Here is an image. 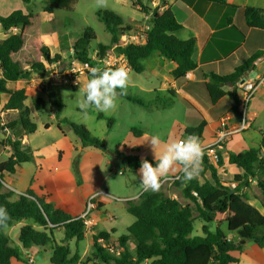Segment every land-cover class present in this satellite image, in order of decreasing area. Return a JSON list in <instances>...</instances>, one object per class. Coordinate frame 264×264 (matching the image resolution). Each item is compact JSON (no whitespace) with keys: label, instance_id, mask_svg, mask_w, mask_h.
<instances>
[{"label":"trees","instance_id":"trees-1","mask_svg":"<svg viewBox=\"0 0 264 264\" xmlns=\"http://www.w3.org/2000/svg\"><path fill=\"white\" fill-rule=\"evenodd\" d=\"M22 1L27 4L32 2ZM208 1L225 4L223 0ZM77 2L48 0L43 11L47 14H54L56 10L72 11ZM162 4L167 6V1L162 0ZM142 6L143 12L151 13L145 41L118 47L117 52L126 56L132 71L142 75L146 73L142 61L154 52H159L176 64L171 76L175 80L185 78L197 68L193 59L196 40H181L174 35L182 25L171 9L159 12L150 6ZM262 12L261 9L245 8L247 25L264 30ZM98 17L112 35L109 44L100 42L97 45L102 58L121 42L124 34L132 31V27L125 25L124 20L113 11L99 12ZM40 22L41 14L33 11L26 15L20 11L8 16L0 15V26L6 33L18 29L17 33L10 34L4 40L0 39V95L8 96L7 103L0 109V145L9 146L12 151L10 157L0 163V207L6 208L11 217L8 226L21 220H32L41 227L38 229L30 224L21 227L18 238L20 248H13L10 237L3 232L4 228H0V264H11L13 259L25 261L22 250L28 251L35 247L50 251L52 264H236L238 260L234 252L243 251L239 241H252L264 248V215L250 202V196L245 191L252 182H256L264 198V139L259 148L235 152L228 148V143L237 133L223 144L222 149L228 151L229 165L239 170L232 181H224L218 173L217 167L225 161L222 150L218 152L217 166L203 156V170L198 178L186 183L178 178L173 183L186 203L161 190L143 191L137 203L128 202L127 212L135 221L129 226L128 233L119 237L118 255L103 247L112 242L107 232L93 235L94 250L85 260L80 261L77 250L72 254L69 244L65 242L73 238L78 242L85 239L86 226L80 216L67 213L50 201L49 197H39L33 189L17 194L6 186L4 178L5 174H15L24 163L33 160V155L22 149V140L36 131L31 110L25 104L28 99L26 90L12 89L9 84L29 79L33 74L45 76L49 73V66L63 65L65 62L70 64V58L72 61L92 63L90 42L96 40V36L91 29L85 30L77 40L73 56L64 58L54 55L43 43L42 34L38 30ZM263 58L264 49L256 52L227 76L207 75L206 89L212 104L230 95L234 100L232 111L240 115L238 85L256 69ZM34 106L37 111H42L44 100L35 99ZM5 114L6 123L2 118ZM205 127L206 122L202 121L190 134L201 137ZM72 128L84 141L90 142L85 127L72 125ZM7 130L12 132L13 138L3 137ZM92 142L99 145L96 140ZM137 153V150H132L131 154L123 156L131 170L141 167L142 160ZM147 160L155 166L156 161ZM207 173L210 178L206 176ZM182 175L181 172L179 177ZM196 220L203 223L202 235H194ZM57 230L64 233V239L60 242L55 238ZM232 235H235L237 241L231 238ZM131 242L134 244L133 249H130Z\"/></svg>","mask_w":264,"mask_h":264},{"label":"rangeland","instance_id":"rangeland-1","mask_svg":"<svg viewBox=\"0 0 264 264\" xmlns=\"http://www.w3.org/2000/svg\"><path fill=\"white\" fill-rule=\"evenodd\" d=\"M46 1L48 0H32L27 4L22 0H0V15L8 16L17 11L25 15L32 11L40 13L41 22L38 30L42 34L43 43L54 55L58 54L64 58L73 56L75 43L87 29H91L96 36V40L90 42L91 56L99 51L98 43L111 42V32L98 17L99 12L113 11L124 22L132 25L144 23L142 10L137 7V4H140L138 0H108L106 8L96 7L95 0H78L72 11L56 10L54 14L43 11L47 5ZM142 1L146 3L148 0ZM68 65L65 62L63 65H58V68L52 67V72L65 69ZM129 75L127 95L117 99L114 110L98 112L90 108L87 115L79 108L78 101L82 96L80 89L86 85L89 77L84 76L86 79L84 81L79 77V84L76 87L65 83L45 87V78H40L38 74H33L29 82L11 83L9 86L12 89L31 88L25 104L31 110L36 131L22 140V149L33 155V160L24 163L16 174H5L6 185H15L19 190H23L26 185H37L39 197L48 196L53 202L58 203L60 199L58 185L63 188L75 185L79 196L106 191L113 197H110L112 203L109 206L110 214L115 217L112 222L120 234L126 233L125 224L132 219V215L127 214L125 209L128 202L120 199L140 196L144 190L140 184L139 169L131 170L125 164L123 156L131 154L132 150H137L138 156L143 158L141 160L155 161L151 145L145 141L147 138L159 135L165 143L182 140L194 127L189 121L202 120L197 109L181 94L171 95L166 90L160 91L162 81L153 78L155 75L152 77L149 73L137 74L132 70ZM198 98L202 106L209 101L205 92L198 95ZM35 99L44 100L42 111L35 109ZM56 100L62 106H59ZM6 102L7 95L1 94L0 109H3ZM2 118L6 123V114L2 115ZM72 125L85 127L90 142L84 141L76 134ZM208 132L213 135V131ZM250 133L261 142L257 130H251ZM3 137H12V132L10 130L5 132ZM94 140L98 141L99 145H95L92 142ZM11 153L9 146L0 145V163L6 161ZM218 170L222 176H226L230 171H234V168L230 167L225 158V164L218 167ZM180 173L177 167L175 172L169 174V178ZM207 177L210 178L209 173ZM251 185H253L251 192L260 195L261 190L256 182H252ZM160 190L172 198L180 199L183 203L187 202L181 197L180 190L174 184L167 182ZM101 197L108 198L104 194ZM132 202L137 203V201ZM202 226V222L195 221L194 235H202ZM16 240V237H13L11 241L13 248H16ZM71 247L75 250V243ZM78 247L82 253V243H79ZM37 252L38 254L33 249L29 254L35 257L38 264H44L47 256L44 258L45 254L41 250ZM24 262L28 264L26 260ZM25 263L20 262V264Z\"/></svg>","mask_w":264,"mask_h":264},{"label":"crops","instance_id":"crops-1","mask_svg":"<svg viewBox=\"0 0 264 264\" xmlns=\"http://www.w3.org/2000/svg\"><path fill=\"white\" fill-rule=\"evenodd\" d=\"M152 1L156 0H148L146 3H144V1L142 0H138V3L140 4H137V7L140 8V6L150 4ZM223 1L225 2V4L211 2L208 0H167V6L163 9V11L171 9L177 21L182 25V28L176 31L174 35L181 40H188L191 38H194L196 40L193 59L197 63V68L194 71L189 72L185 78L175 80L171 76V72L176 68V64L173 61L167 60L159 52H154L150 57L142 61L143 65L145 66L146 73H149L150 76L152 74V77L153 75H155L153 77H156L155 79H161L162 82L159 87L160 91L166 90L171 95H177L179 93L184 99H187L191 103V105H193L197 109L200 116L202 117V120L199 122V120L191 119L189 123H191V125H194L193 128H196L202 123V121L206 122V127L204 128L201 137H199L204 145L213 143L217 138L219 131L223 127L233 128L241 121L240 116L232 111L234 100L230 95H226L221 98L216 104H212L206 89V82L208 81V78L206 76L210 74L227 76L231 74L237 66L244 63L256 52L264 49V30L249 27L247 25L244 14L245 8L261 9L263 11L262 17L264 18V0ZM141 14L143 15L144 13L141 12ZM124 24L132 26V29L134 30H139L145 23L132 25L128 22H124ZM17 32L18 29H12L11 31L6 33L0 26V39L4 40L10 34H15ZM253 73L255 75L264 76V58L257 64L256 69L253 72L249 73L247 76ZM81 78L83 79V81L86 80L84 79V76H81ZM29 80H31V78L19 80L12 83H24L29 82ZM226 89L228 90L229 87H227ZM25 90L28 95V92L31 90V88L26 87ZM203 92H205L206 96L208 94L209 98V101H207L204 106L201 105V101L198 98V95L203 94ZM249 116L252 118V125L250 126V128L235 135L234 138L228 143V148L232 151L241 152L249 148L261 147L262 141L264 139V85L261 86V88L251 100ZM251 130H257V132L261 136V142L255 139V136L250 133ZM208 131H213V135ZM186 134L188 135L189 133ZM222 152L224 160L225 158L228 160L229 155L227 149L222 150ZM263 152L264 150H262V153ZM230 167L234 168V171L229 172L231 173V175L227 173L226 176H222L218 170L220 177L224 181H232L233 177L239 173L238 169L231 165ZM19 169H22V166L18 168L17 171ZM6 186L9 189L15 191L17 194L25 193L29 189L34 190V188H36L34 191H36L40 195L37 185H26L24 186L23 190H19L15 187V185L11 184H8ZM77 186L82 187V185ZM252 186L253 185L245 188V191L250 196V202L254 204L257 209L264 215V198L262 196V193H260V195L258 193L253 194V192H251ZM57 191L59 193L60 199L59 203L54 202L55 205L73 216H81L85 211L89 199L93 195L98 194L91 193L87 196L81 194V196H79L75 185H70V187L66 188L58 185ZM102 193L107 197L109 195L106 191ZM110 197L113 198L110 195L107 199L101 196L99 197V208L93 211L89 216V218L93 222V225L91 232L85 233V239L81 242H78L75 238H73L68 242H65L69 244L72 250V254H74L76 250L79 252L80 261L85 260L88 255L93 252L94 234L107 232L110 234L111 240L117 242L120 236L128 233L127 231L129 226H131L135 221V218L132 216V219L127 222V224H125L126 233L120 234V232L112 222L115 217L109 212V206L112 203ZM139 198L140 196L134 195L129 199L120 200L123 202H138ZM49 200L53 202V199L50 197ZM127 206L128 205H126L125 207L126 212ZM127 214L129 213L127 212ZM27 224L33 225L38 229L41 228L30 220H21L14 223L12 226H8L7 228L9 229L3 230V232L8 237H10L11 241L13 237H16V248H20L18 242L20 229ZM15 230H17L18 234L17 232H15ZM54 234L58 242L64 239L63 231L57 230ZM231 238H234V240H236L235 235H232ZM242 241L243 240L239 242L242 245L243 251L234 252V256L238 260L236 264H264V248L257 246L252 241ZM73 243H75V250L71 247ZM79 243H82L83 245L82 253L78 249ZM133 248L134 244L131 242L130 249ZM34 249L36 250V254H38L37 250H41L45 254L44 258H46L47 256L44 264H52L50 251H45L42 247H35ZM30 251H33V249L28 251L22 250L25 259L28 255H30ZM40 261L41 260L39 259L38 262ZM20 262L25 263L23 260L13 259L11 264H20ZM34 264H38L35 257Z\"/></svg>","mask_w":264,"mask_h":264},{"label":"clouds","instance_id":"clouds-1","mask_svg":"<svg viewBox=\"0 0 264 264\" xmlns=\"http://www.w3.org/2000/svg\"><path fill=\"white\" fill-rule=\"evenodd\" d=\"M95 2L98 8L108 7V0ZM129 80V71L124 67L115 69L92 67L90 78L80 89L82 96L78 101L79 108L85 115L90 108L98 112L114 110L117 99L127 95ZM145 141L150 143L156 163L153 166L147 159L141 162L140 184L144 191H159L163 181L169 179V174L175 172L177 167L183 173L179 179L185 183L199 177L203 170L204 148L198 136L190 135L182 140L165 143L159 135H152ZM97 193L103 196L102 193ZM10 219L7 209L0 207V228L7 229Z\"/></svg>","mask_w":264,"mask_h":264},{"label":"built area","instance_id":"built-area-1","mask_svg":"<svg viewBox=\"0 0 264 264\" xmlns=\"http://www.w3.org/2000/svg\"><path fill=\"white\" fill-rule=\"evenodd\" d=\"M167 1V0H166ZM150 6L152 9H157L159 12L163 11L166 6H163L162 0L152 1L150 4H146ZM145 6V5H144ZM142 12L144 11V7L140 6ZM144 23L143 26L139 29L134 31H130L124 34L121 37V42L116 44L111 50L108 51L106 56L100 58L99 52H94V55L91 57V62L82 63L77 60L72 61L68 65L67 68L56 70L52 72L53 69L58 68L59 64H53L49 66V73L45 76H40V78L44 77V86H53L56 84H71V86H78V79L81 76H85L86 78H90V70L92 67H101V68H110L115 69L119 67H124L129 72L131 71L130 65L128 60L124 54H119L117 52L118 47H125L129 44H140L143 43L147 37V31L150 28V17L151 13L143 12ZM53 67V69H52ZM61 67V66H60ZM52 72V73H51ZM88 78V79H89ZM264 85V76L262 75H255L254 73L244 77L241 82L239 83L238 87L240 90V99L241 103L239 106L240 111V119L241 121L233 128H226L223 127L218 135L217 138L213 143L203 145L204 154L208 158V161L213 165L217 166L219 162L218 152L223 149V144L228 141L233 135L237 133H241L250 128L252 125V118L249 116V108L250 103L255 94ZM8 132V130H7ZM193 134H188L184 137L187 138L188 136ZM264 138V132H263ZM179 178V174L177 176L171 177L165 181H163L162 185L169 182V184H173ZM235 187V185H233ZM99 194L93 195L89 201L87 202L86 208L84 213L80 216V218L84 221V225L86 226V232H91L93 222L89 218L91 213L99 208ZM103 247L107 248L110 253L118 255L120 252V248L118 242L112 241L107 243ZM26 260L29 264H34V257L28 255Z\"/></svg>","mask_w":264,"mask_h":264},{"label":"water","instance_id":"water-1","mask_svg":"<svg viewBox=\"0 0 264 264\" xmlns=\"http://www.w3.org/2000/svg\"><path fill=\"white\" fill-rule=\"evenodd\" d=\"M242 242H245V240H243Z\"/></svg>","mask_w":264,"mask_h":264}]
</instances>
